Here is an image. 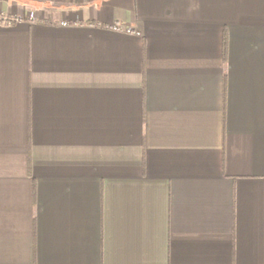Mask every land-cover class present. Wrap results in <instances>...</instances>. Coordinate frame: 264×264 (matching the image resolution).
<instances>
[{
    "label": "crops",
    "instance_id": "crops-1",
    "mask_svg": "<svg viewBox=\"0 0 264 264\" xmlns=\"http://www.w3.org/2000/svg\"><path fill=\"white\" fill-rule=\"evenodd\" d=\"M0 264H264V0H0Z\"/></svg>",
    "mask_w": 264,
    "mask_h": 264
}]
</instances>
